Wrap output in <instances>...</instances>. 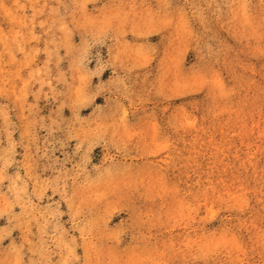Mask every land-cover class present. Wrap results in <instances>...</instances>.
Here are the masks:
<instances>
[{
    "label": "rangeland",
    "instance_id": "1",
    "mask_svg": "<svg viewBox=\"0 0 264 264\" xmlns=\"http://www.w3.org/2000/svg\"><path fill=\"white\" fill-rule=\"evenodd\" d=\"M0 264H264V0H0Z\"/></svg>",
    "mask_w": 264,
    "mask_h": 264
}]
</instances>
